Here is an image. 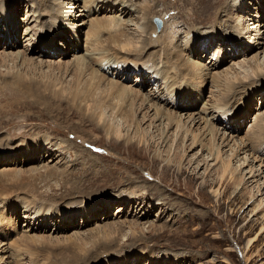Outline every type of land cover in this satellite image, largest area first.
<instances>
[{"label":"rangeland","instance_id":"374dc122","mask_svg":"<svg viewBox=\"0 0 264 264\" xmlns=\"http://www.w3.org/2000/svg\"><path fill=\"white\" fill-rule=\"evenodd\" d=\"M61 1L66 4L69 3V0ZM115 1L119 2L120 0ZM121 1L119 3L121 5L126 3L130 13L133 11L131 15L136 16L135 22L139 21L137 23L143 24L144 22L147 23L149 19V22L156 28V33L152 34V37L149 34L143 35L140 41L148 35V40L153 38L156 42V37L159 36L163 38L161 41H164L166 40L164 36L167 35L169 39L167 42L171 43L172 51L186 50L185 53L193 61L194 59H201L206 64L210 63L211 60L216 64L221 63L220 69L225 71L236 65L237 73H241L242 76L249 71L251 72L247 65L245 68L241 67L246 62L245 59L251 60L255 53H259L261 59H264V25H261L263 32L260 26L261 32L259 30L251 31V27L246 29L248 25L252 24L247 23V21H254H251L250 17L247 18L249 15L251 16V13H256L253 14V19L260 18V21L264 23V0H131L135 6L133 8H131L132 5L128 3V0ZM59 2L55 0H0V3H5L10 6L9 8H14L13 13L16 15L15 23L11 29L16 31L15 34L19 36L20 42L14 51L22 50L25 45L29 44L25 50L30 49L29 51L32 53L39 54L42 51L46 53L63 52L68 56L62 59L68 63H72L76 56H83L88 63L85 35L89 32L90 24L83 28L79 40L73 32H68L66 35L74 34L75 38L69 36L68 42L63 40L59 33H66L68 27L66 25L58 27L54 21L51 22L53 13L60 8ZM149 5L152 7V13L149 12L147 20L144 21L146 17L144 12L140 11L136 13L137 15L135 12L136 9H142ZM77 6L79 7L71 8H73L72 11H75V15L77 14L80 18L84 14V8L82 4H77ZM100 6L102 7V5ZM100 6L95 7V11L99 14L101 13ZM111 14L109 13L110 16ZM156 15L164 19L165 26L160 31H157L154 23ZM86 22L89 23V20ZM215 27L224 35L223 41L219 40L222 42L220 45L223 52L216 51L218 44L215 42H211L209 47L201 43V49H205L203 52L200 49L197 52L194 49H186L187 46L194 47L200 34L204 37L207 33L210 35ZM7 28V23L2 18L0 20V51L6 49L7 52H10L8 48L13 42L9 38L10 43H4L3 38L6 37L4 32L6 33ZM132 28L134 30V27ZM248 30L249 32L246 33ZM50 34H55L53 37L57 36L58 38L53 46H48L46 42V40L50 41L47 38L51 37ZM158 42L154 43L157 48L162 45ZM212 47L215 51H212ZM248 47L253 49L247 51L246 55L241 54ZM43 58L51 59V56L45 55ZM111 62L113 63V61ZM158 63L161 64L160 67L163 66L161 61ZM234 63L235 65H233ZM249 65L254 66L255 64L251 60ZM105 69H108V66ZM153 70L151 72H154ZM9 71L6 67L0 69V73L7 74L6 77L0 74L1 83L7 78L8 81L13 82L14 76H10L13 71ZM171 71L174 72V70ZM43 72L47 73L48 69L44 67ZM139 73L135 72L136 75L133 73L129 80L132 87H137L136 84L140 83V80H136ZM107 74L110 78H114L112 76L113 71ZM67 80L69 81L70 78ZM186 81V78H182L177 83L180 93L181 90L189 89L187 87L191 82ZM250 82L255 84L250 86V89L244 90L227 106L228 109L232 106L231 111L234 113L238 111L240 116L244 117L243 119L233 120L232 114L226 113V116L215 114L216 116L213 115L215 118L212 120L213 116L208 115V118L210 116L211 121L227 134L233 131L229 129L235 127L239 139H245L247 133L254 130L256 121L261 117L264 118V75L256 78V80L248 78L244 83L249 85ZM167 86L168 84H163L160 81L157 84L155 81H151L145 85L142 92L145 95L156 94L160 106L162 105L161 109H164V101L173 102L175 100V97L172 100L171 95L165 93L164 88L167 89ZM203 89L205 91L204 99L209 98L212 95L211 92L218 98L217 90L211 85ZM261 89L262 94H259ZM179 94L176 95L178 98L181 97ZM49 99L52 98L49 97ZM31 101L32 99L26 96L10 94L9 90L0 88V142H2L0 143V173L5 172L13 177L12 171L15 170L17 172L14 175L25 170L35 169L32 170L35 174L38 171L34 178L24 179L25 185L22 190L15 191L14 187L13 191L15 192L9 193L11 197H0L1 209L8 199L17 198L20 204L19 209L22 210L15 225H0V229L4 232V235L2 234L0 237V242H3L2 247L7 250L5 251L6 257H11L10 253H13L15 238L23 234H27V236L30 234L33 237L50 236L51 234L53 238L71 237L75 233L87 236L91 233H97L98 229L105 232L110 228V225L121 223L124 225L123 232L120 235H115V238L120 239L122 246H110L105 251L103 248L107 246H99L94 251L99 255H96L89 264H122L125 257L129 258L127 264H149L151 262L150 257L158 258L155 264H165L166 260H163L165 257H169L167 264H264V234L262 232L264 229V210H259L260 201L264 196L261 197V193H256L258 187L264 182V173L253 179H251L252 175L249 174L252 165L255 167L260 165L259 161L253 163L252 157L255 155L260 160L261 158L264 159V155L254 154L251 151L248 154L241 152L238 159L232 160L231 171L238 183L226 191L225 185L221 188V198H216L213 188H220V184L219 181L215 185L213 183L217 177H207L208 183L205 186H203L202 178L204 175L206 176L208 171H220L222 165L213 162L207 150H202L201 146L187 151L182 147L183 144L178 147V143L181 141L175 137L177 135L176 129L173 128L168 134L169 130L166 129L164 121H154L155 126H150L155 117L154 112H151L152 118L141 125L142 131H148L147 137L152 143V147L148 149L142 143L137 142V130L133 126L129 128L123 120L117 118L109 110L106 111L107 120L116 127L119 126L126 137H131L130 143L118 142L105 132H99L94 125L84 123L80 114L69 111L68 104L62 105L61 113L58 114L56 110L53 113H47L43 105H34ZM185 103L187 102L185 101ZM205 104L206 100L193 108L197 111L203 108ZM231 111L230 113H232ZM180 112L186 114L194 111L187 108ZM141 118V116L138 117L140 120ZM229 125L234 126H230L228 130L223 129ZM164 131L163 139L165 142L160 139L159 135ZM43 139L47 141L43 147V153L40 154L39 148L34 147L37 150L36 155L39 157L30 155L25 163L10 164V160H13L14 156L11 158L4 155L6 154L4 150L12 148L13 151L21 152V157L27 158V154L23 150L26 144L28 143L30 146V144L43 141ZM186 143L189 145L191 141L186 139ZM177 153L182 159L183 172L178 170ZM250 153L254 155H250ZM159 154L163 158L160 157L158 160L155 156ZM229 155L230 147L224 148L222 162L228 161ZM163 159H168L174 166H170V168ZM240 159L242 163L239 162ZM243 159H247L245 165H243ZM27 160L33 161L31 163ZM48 170H54L52 174L56 173V175L47 178L46 171ZM64 171L65 173H63ZM64 174H67L66 177ZM69 174L70 176H68ZM115 178L117 182L113 180ZM243 181L245 183L248 181L245 186ZM88 182L89 185L86 186L85 184ZM5 184L11 185L9 182ZM79 184L80 187H78ZM73 185L76 187H71ZM152 185L159 186L162 192L149 189V187H153ZM139 187L143 188V191H138ZM76 188H80L81 191L77 192ZM44 193L46 194L45 197H43ZM134 193L136 196H133ZM126 197L133 198L134 203L130 206L126 205L123 202ZM34 200L37 201L38 206H53L62 214H66V218L70 212L74 211L78 216L82 215L83 211L81 210L83 208L86 209L87 214L86 216H77L74 221L66 223H62V218L49 219L47 224L41 226L40 231L37 230V227L29 231L34 225L32 227V222L29 223L27 217L24 216V209L27 202ZM104 203H108V206H104ZM130 222L141 224V228L145 227V236H141L142 233L139 231H136L135 236H133ZM150 224H155L158 228L164 227V229H150L148 228ZM42 229L45 230L42 231ZM10 235L12 240L8 241ZM250 241H253V245L248 248L247 244ZM88 242L87 246H91L92 243ZM33 249H36L37 258L40 257L39 260L42 264H57L58 262V264H62L61 260L57 262V259L50 255V249H43L41 246L33 247ZM61 253L65 255L66 249L55 251L54 254ZM26 258L24 256V262L30 264L25 260Z\"/></svg>","mask_w":264,"mask_h":264},{"label":"bare ground","instance_id":"6f19581e","mask_svg":"<svg viewBox=\"0 0 264 264\" xmlns=\"http://www.w3.org/2000/svg\"><path fill=\"white\" fill-rule=\"evenodd\" d=\"M55 1H60L58 3V6L60 8H58L57 11L53 13L51 22L54 21V23L57 24L58 27H60V25H66L68 27L66 33H59L63 40L65 39L68 42L69 36H73V38H75L74 34L78 37L79 40L83 28L90 24L89 32L85 35L87 38L85 47L86 53L88 54V57H85L88 58V63L83 56H76L75 60L72 63H68L67 61L62 59L68 56L63 52L46 53L42 51L39 52V54L32 53L31 51H29L30 49L25 50V48H28L29 44L25 45L24 49L22 50L19 49L18 51H14V48H17V44H19L20 42L19 36L15 34L16 31L11 29V26L15 23L16 18V15L13 13L14 8H9L10 6H7V4L0 3V20L3 18L6 21L8 27L6 33L4 32V36H6L3 37L5 40L4 43H10L9 38L11 39L10 41L13 42L12 45L8 44L10 46L8 48L10 49V52H7L6 49L0 51V69L6 67L7 70H10L9 72H11V70L13 71V74H8L12 77L14 76L13 82L8 81V78L4 79L3 83L0 82L1 89L9 90L10 94H19L20 96L22 95L23 97L26 96L32 99L31 102L34 103V105H43L46 108L47 113H53L54 110H56V113L60 114L62 105L68 104L69 111L80 114L84 123H90L94 125L95 129H97L99 132H105L108 136L116 139L118 142L124 141L126 143H130L132 141V138L129 136L126 137L123 130L119 126L116 127L107 120L106 111L109 110L117 118L123 120L129 128L133 126L134 129L137 130V142L139 144L142 143L148 149L152 147V143L147 137L148 131H142L141 125L146 120L151 119V112H154L155 117L153 119V122L150 123V126H155L154 121H164L166 123V129L169 130L168 134L173 128L176 129L175 132L177 133V135H175V137L177 139L179 138V140L181 141V143H178V147L180 144H183L182 147L185 149V151H187L195 149L197 146H201L202 150H207L208 155L212 158L213 162H215L217 165H222L220 171L207 170V174L205 173L206 176L204 175L202 178L203 186H205L208 183L207 177H217L214 179L213 183V185H215L219 181L220 184V188H213V193L216 198H221V188H223L225 185L226 191L234 184L238 183L235 179L234 173L231 171L232 160H234L235 158L238 159L241 152H247L245 154H248L249 151H251L254 154L260 153L261 155H264L263 117L256 121L257 123L254 125V130L250 133H247L245 139H239L238 131L235 127L233 129H229L231 125L224 127V130H233L232 132L230 131L227 134L211 121V119L214 120L216 115L221 114L223 116H226V113L232 114L231 116H233V118H231L233 120H240L241 118H244L243 116H240L238 111H236L237 113L232 112V106H230L229 109L227 108V106L232 103L233 99L242 94L244 90L250 89V86H253L255 84L253 82H250L249 85L245 84L244 82H246L248 78H253L256 80V78H260L261 75H264V59H261L259 53H255L252 59L250 58L254 62V66L249 65L251 63V60L245 59L246 62H244L243 66L241 67L245 68V65H247L251 72L249 71L242 76L241 73H237L235 63L233 64L235 66L225 71L223 69H220L221 63L216 64L211 60L210 63L206 64L203 63L201 59H194L193 61L188 57V54L185 53L186 50H181V53L172 51L173 48L170 47L171 43L169 44L167 42L169 40L167 38V35L164 36L166 39L164 41H161V39L163 38L159 36L156 37V42L159 41L158 43L162 44L161 46H158L159 50H157L158 48L157 46L155 47L154 44L156 43L155 40H153V38L148 40L149 35L150 37H152V34L156 33V28L154 27V25L149 22V19L147 23L144 22L143 24L137 23L139 21L135 22L134 18L136 16L133 17L131 15L133 11H131L132 13H130V9H128L125 2H123L125 4L121 5V3H119L121 0L119 2H116L115 0H69V3L67 4L61 0ZM128 3L132 5L131 8L135 7L134 3L131 0H128ZM77 4H82L84 8V14H82L80 18L77 16V14L75 15V11H72L74 7H79L77 6ZM100 5H102V7ZM99 6L101 7L100 14L95 11V7ZM140 11L144 12V14L146 15V17L144 18V21H146L148 15L150 14L149 12L152 13V7L151 5H149L144 6V8L142 9H136L135 14ZM109 13H112L111 16L109 15ZM253 14L256 13H251V16L249 15L247 17H250V20L254 21L249 22L248 20L247 23L252 24L248 25L246 29L251 27V31H258L259 26L261 29V25H264V23L260 21V18L253 19ZM87 20H89V23L86 22ZM224 24L226 25V23ZM132 27H134L135 31ZM261 30L259 31L261 32ZM68 32H73L74 34L66 35ZM247 32H249V30L246 31V33ZM147 34L149 35L140 41V38L143 35ZM54 35L55 34H50L51 37H47L50 39V41L46 40L48 46L55 45V41L58 38L57 36L53 37ZM199 36L200 37H198V41H195L196 44H194V47L187 46L186 49H194V51L196 52L200 49V51L203 52L205 51V49H201V43H204L203 45H208L209 47L211 42H215L218 44V48L216 51L223 52V48L220 45L222 42H219V40L223 41L224 35L220 31H218V28L216 29L215 27V30H213L210 35H208L207 33L205 37L202 34H200ZM251 42L252 40L250 41V44ZM213 48L214 47L211 48L212 51H215V49L213 50ZM252 49L253 48L248 47L245 49L244 53L242 52L241 54L246 55V52L251 51ZM45 55H50L51 59L43 58ZM111 61H113V63ZM158 61L162 62V67H160L161 64L158 63ZM107 66L108 69H105V67ZM44 67L48 69V74L46 72H43ZM152 70L154 72H151ZM171 70H174V72H172ZM111 71H113L112 76L116 80L108 76L107 73ZM135 72H140L139 76L136 78L137 81L140 80V83L136 84L137 87H132L129 84V80L133 76V73L135 74ZM0 74L5 75V77L7 75L2 73ZM154 75H158L161 78L160 82H162L163 84H168L167 89L164 88L165 93L171 95L172 100L175 97V100L173 102L164 101V109H161L162 105L160 106L156 94L151 93V95H145L142 92V89L147 83L151 81L153 82ZM37 77H39V79H37ZM67 78H70V80L68 81ZM182 78H186V82H188L189 80L192 84L188 83L189 87L187 88L189 89L185 91L181 90L180 93V91L178 90L179 85L177 83H179ZM210 85L217 90L216 94H219L217 96L218 98L213 95V92H211L212 95H210L209 98H203L205 92L203 91V88ZM259 91V94H262V89ZM178 94L181 96L180 98L176 96ZM49 97L52 99H49ZM205 100L206 104L203 106V108L198 109L197 111L195 108H193L196 107L200 102ZM185 101L187 103H185ZM186 106L194 112L182 114L180 111L187 109ZM230 111L232 113H230ZM71 114L74 113L71 112ZM241 114H243V111H241ZM208 115L215 116L210 119V116L208 118ZM140 116L142 117L141 120L138 119V117ZM197 125L198 127L196 128ZM164 134L165 131L159 134L160 139L164 138ZM186 139L188 141H191L189 145L186 143ZM163 140V142H165V139ZM46 143L47 141H45L44 139L43 141L40 140V142L36 141V143L30 144V146L27 143L26 147L23 148V150H25V153L27 154V158L21 157V152L13 151L12 148H9L7 146H4L6 148H9L4 150V153H6L4 155L5 157L11 158L14 156V159L10 160V164L20 165L22 163H25V160L28 159L30 155L35 157V155L37 154V150L34 147L39 148L40 154L43 153L42 150ZM227 147H230V155L228 156L230 159H228V161L222 162L223 150ZM254 154L250 153V155ZM176 155L177 162L179 161V164L177 165L178 170L183 172L184 166L181 163L182 159L180 158V155L178 153ZM36 157H39V155H36ZM155 157L159 160L161 154L156 155ZM252 158L254 159L253 163L259 161L258 163H260V168L255 167V165L251 166L249 171V174L252 175L251 179L261 176L264 173V159L261 158L260 160H258L259 157H255V155ZM27 161L32 163L33 160ZM164 161L167 163V166H174L171 164V161H168V159H165ZM239 162L242 163L241 159L239 160ZM246 162L247 159L244 160L243 165H245ZM239 167L241 168V165ZM32 170H25L23 172H20V174L17 173V175H14L17 172L16 170L12 171L13 177L8 173H5L4 171V173H0V197H11V194L9 193L15 192L17 190H22V188H24L23 186L25 185L24 179L32 177L34 178V176L38 173L37 171V173L35 174L32 172ZM53 171L54 170L46 171L47 178L56 175V173L52 174ZM63 173H65V171ZM64 175L66 177L67 174ZM68 176H70V174ZM71 176H74V174H71ZM113 180L117 182L116 178ZM6 182H9L11 185H6ZM246 183L244 182V186ZM85 185H89V182ZM71 187L75 188L76 185H73ZM78 187H80V184ZM263 188L264 182L260 187H258L256 192L257 194L261 193V197L264 196ZM13 189L15 191H13ZM142 189L143 188L139 187L138 191H143ZM149 189H154L157 192H162L161 188L156 185H154L153 187H149ZM76 191H81V189L76 188ZM45 195L46 194L44 193L43 197H45ZM133 196H136L135 193L133 194ZM132 199L126 197V201L123 200V202L126 203V205L130 206L134 203ZM81 201L82 200H80V202ZM57 202L59 201L57 200ZM2 203L4 202L2 201ZM26 204L27 205L24 209V216L27 217L29 223L32 222V227L34 225V227L32 229H29V231L34 230V228L36 227L37 230L40 231L41 226L47 224L49 219L62 218V223H66L69 221H74L78 216V214H76L74 211L70 212L68 214V218H66V214H62L60 210H56L51 205L38 206L37 201L35 200L32 202H27ZM104 206H108V203H104ZM19 207L20 204L18 203L17 198L8 199V201L5 202V205H3V209H1L0 206V225H15L17 223L16 219L19 218L22 213V210L19 209ZM262 209L264 210V198L260 201L259 210ZM81 211H83L82 215L79 216H86V209L83 208ZM148 228L156 230L162 228L164 229V227L158 228V226H156L155 224H150ZM123 229L124 225L118 223L110 225V228L105 232H101V230L98 229L97 233H91L87 236H81L80 233H75V235L71 237L62 236L59 238H53L51 234L50 236L41 235V237H33L30 236V234L29 236H27V234H23L15 238L14 243L16 247H13V253H10L11 257L5 256V251L7 250L2 247L3 242H0V264H26L27 262H24V256L27 257L25 260H27L30 264H42L39 260L40 257L37 258L38 254L35 251L36 249H33V247L36 248L39 246H41L43 249H50V255H53V257L57 259V262L58 260H61L62 264H89L96 255H99L97 254V252L94 253V251L99 246H107L106 248H103V251H105L109 249L110 246L116 247L121 245L120 239L115 238V235H120L121 232H123ZM130 229L133 230V236H135L136 231L141 232V236H145L146 229L145 227L141 228V224L139 223L130 222ZM44 230L45 229H42V231ZM57 231H59V229H57ZM262 232L264 234V229L262 230ZM3 233V230L0 229V237ZM101 233H103L102 236ZM134 239L138 240L135 237ZM10 240H12L11 235L9 236L8 241ZM88 241H90V244L92 243L91 246H87L89 243ZM252 245L253 241H250L247 244V247L249 248ZM64 248L66 249L65 255H63L64 253L54 254L55 251ZM19 250H21V252H19ZM14 251L16 252L15 254ZM168 258L169 257L163 258V260H166V262H164L165 264L168 263ZM51 260H53V258ZM149 260L151 261L149 264H155L158 258L150 257ZM128 261L129 258L125 257L122 260V264H127Z\"/></svg>","mask_w":264,"mask_h":264},{"label":"water","instance_id":"95a60500","mask_svg":"<svg viewBox=\"0 0 264 264\" xmlns=\"http://www.w3.org/2000/svg\"><path fill=\"white\" fill-rule=\"evenodd\" d=\"M161 26V25H160Z\"/></svg>","mask_w":264,"mask_h":264}]
</instances>
